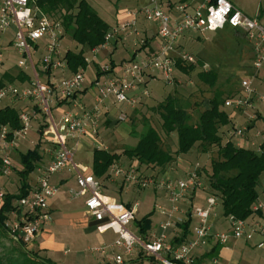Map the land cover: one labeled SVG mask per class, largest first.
Listing matches in <instances>:
<instances>
[{"label":"built area","instance_id":"obj_1","mask_svg":"<svg viewBox=\"0 0 264 264\" xmlns=\"http://www.w3.org/2000/svg\"><path fill=\"white\" fill-rule=\"evenodd\" d=\"M163 0H148L141 7L125 11V19L110 28L103 42L90 51L91 58L86 56V68H79L75 73L58 80L53 72L66 68L61 52V41L65 34L60 21L50 18L36 5V0H1L0 1V81L6 73H12L7 67V55H15L17 74L27 77L23 82H3L0 87V109L18 108V128L0 123V178L9 177L13 170L21 169L15 164L13 155L19 148V143L26 138L32 123L37 122L41 128L38 143L51 146L45 152L49 154L46 166H37L33 173L36 177L29 181L27 194L12 202L14 211L6 221V228L12 238L20 239L29 249L33 247L44 223L49 221L48 201L52 199L57 189L50 184L49 178L68 168L76 176L80 188L78 194L88 197L85 201L87 214L96 223L99 233L111 230L117 235L116 240L108 248H117L119 254L113 256V264H124L131 258L137 247L145 256L152 257L160 264L181 262L192 264L195 249L208 246L226 245L231 239L250 242L256 235L264 237V225L227 218L229 232L213 231V220L217 214L216 197L207 194L205 203L194 206L187 214H183L180 204L188 194L203 190L204 183L200 176V164L194 163L185 170L183 179L172 180L166 173L157 178L141 175L135 167L124 170L115 165L112 173L115 177L122 176L129 182L145 190L155 188L164 191L171 210L165 212L161 207L155 210L166 216V222L159 226L160 233L153 234L152 239L143 240L133 230L136 220L137 204L126 207L116 200L102 194V184L92 175H86V170L74 162V154L79 149L80 139L87 134L97 133L93 118L110 96L115 102L134 108L139 104V91L144 97L149 95L144 84V78L149 72H158L167 84L174 81L175 44L178 39L189 33L217 32L226 26L240 32L253 51L252 69L255 73L264 67V27L257 17L251 18L237 9L228 0H199L191 6V1L174 4L171 13L162 7ZM140 19L155 24L157 37L160 40L158 50L141 61H129L121 64V75H109V66L101 65L98 60L99 52L106 50L109 44L120 37L138 35ZM11 38L7 39L6 34ZM38 55L37 59L34 57ZM179 59L186 63L195 64L196 58L185 53L179 54ZM97 63V76L88 84L86 70L89 65ZM254 75L241 78L240 91L234 97L226 99L224 106L235 111L252 106V100L257 96L254 87ZM89 85L96 91L95 105L91 111L81 108L79 115L74 108L62 112L56 120L52 114L53 106L59 102L69 103L84 86ZM263 100V98H261ZM245 129L235 128L234 136L243 137ZM68 142L72 143L71 149ZM264 144V141H262ZM4 192L0 187V206L3 204ZM77 195V194H75ZM264 203L258 201L252 207L254 213L263 210ZM186 218H196L194 237L180 245L166 246V232L177 227ZM260 243L258 247H262ZM107 247L93 248V253H101ZM211 264H218L216 259Z\"/></svg>","mask_w":264,"mask_h":264},{"label":"trees","instance_id":"obj_2","mask_svg":"<svg viewBox=\"0 0 264 264\" xmlns=\"http://www.w3.org/2000/svg\"><path fill=\"white\" fill-rule=\"evenodd\" d=\"M36 5L50 18L60 21L65 34L76 44L74 51L67 50L64 53L63 60L67 70L75 73L79 68H86V56L92 49L102 44L105 34L110 29L109 25L88 0H36ZM242 36L244 37L243 34ZM197 62L196 58L195 65ZM198 66L203 68L204 64L199 62ZM194 68V64L175 59V70L182 75L190 74ZM97 76H101L98 71ZM218 77V70L213 67L197 73L198 82L212 90V97L203 104L184 106L175 94L164 97L149 111L151 119L143 118V130L137 135L134 146L119 154L105 149H94L91 163L93 176L98 181L106 179L109 168L121 157H125L136 163V169L141 175L157 178L173 165L176 156H192L193 152L199 151L201 155L209 156L208 166L200 165V176L207 193L217 198L221 216L226 219L233 216L236 219L248 220L254 214L253 205L259 201L258 186L264 174V144L260 145L259 150H255L236 147L231 140L225 139L224 129L231 124V117L224 103L226 99L234 97L239 92L229 94L223 99L224 92L216 87ZM26 79L27 77L21 74H16L13 78L12 73H6L0 81V87L3 82L15 80L23 82ZM62 103L65 102H59L60 105ZM192 106L195 109L201 108L197 112L195 122H191V115L188 113L189 107ZM17 116L18 109L8 107L0 109L1 124L18 128ZM157 128L166 137L176 136L177 149L174 153L162 147V138ZM39 147L40 143L37 144L36 150L19 155L21 169L15 170L20 179V186L17 193L4 194L3 204L0 206V264H53L40 258L36 250L28 249L20 239L12 238L5 226L10 213L14 211L12 202L27 194L29 177L42 161ZM191 221L192 219L188 217L177 224L182 230V235L174 239L172 246L185 242L190 234ZM134 224L138 235L146 240L150 230L149 216L140 221L135 220ZM3 241L9 242V245L6 246ZM220 247L215 245L209 253L194 258L192 264H204L206 260L216 256ZM149 260L156 262L152 257H149ZM171 261L173 264H183Z\"/></svg>","mask_w":264,"mask_h":264},{"label":"crops","instance_id":"obj_3","mask_svg":"<svg viewBox=\"0 0 264 264\" xmlns=\"http://www.w3.org/2000/svg\"><path fill=\"white\" fill-rule=\"evenodd\" d=\"M131 1L133 2L134 7L127 8L126 10L141 7L145 5L148 0H131ZM182 1H191V0H163L162 7L165 11L171 13V15L175 17V13L172 10V6ZM197 1L199 0L192 1L191 6L196 5ZM228 1L238 9L237 5H235L232 0H228ZM88 2L95 9L91 0H88ZM125 11H123L121 14H118L117 17H115V23L113 24V26H109V28L116 26L118 23L122 22L125 19ZM97 13L99 14L98 11ZM224 29L219 30L220 32L217 31V32L185 34L181 36L176 42L175 52H177V48H178V52L182 53L184 50L183 44L186 41L192 42V41L198 40V38L202 39L201 35H204V34H208L209 35L208 38H212L214 36L216 37L220 35V33L224 31ZM125 41H127V43H124ZM159 45H160V40L157 37L156 25L145 22L143 19H140L139 24H138V35L130 36V37L115 38L109 44L106 50H102L99 52V54L101 52H104V53L101 54L102 55L101 57L100 55H98V60L100 61L101 65L107 64L109 66V72H108L109 75H114L118 77L121 75V68H120L121 64H123L124 62H129V61L144 60L148 58L150 55L154 54L158 50ZM92 65H93V78L89 79L87 77L88 84H90L94 80V78L97 75V71L99 69V65L97 63H94ZM71 74L72 73L69 70H67V68L53 72V76L55 80H58L62 77H67ZM155 74H156L155 72H149L145 76L144 84L147 88L149 84H151V82H153L156 79ZM153 92H154V96L156 97L160 95L158 88H155ZM133 95H137L138 100H139V104L135 106L134 108H131L125 104L117 103L114 101L112 97L109 96L106 99V101L99 106V110L97 112H94L93 114L97 133L94 136L92 134H87L86 136L82 137L80 139L79 149L80 147L83 146L85 148L90 149L91 153H93L94 149L108 150V148L105 146V143H107L105 142L106 140L104 139L105 132L106 133L111 132L114 134L113 140H112L113 142L120 141L126 138L130 134V131L126 127L124 121L126 117L129 115V111L132 112L133 110H135L138 106L141 105V103L146 101L147 98L149 97V95L147 97L142 96L139 91L134 92ZM95 96H96V91L92 89L91 86L86 85L83 87L82 90H80L77 94H75V97L72 99V101H70L69 103H62L61 105L59 103H56L53 106V109L56 110V113L59 119V116L62 112L68 109L74 108L75 107L74 104H76L75 109L77 113L80 115L81 108H84L87 111L92 110L93 106L96 103ZM245 114H247V112L238 113V111L233 110V112L230 113V117H231L230 125L231 127L234 126L235 128V125L232 122L235 120L236 115L242 116L244 118L242 120L244 121L247 119L246 121H249V123L247 124L248 126L245 129L246 136L242 138L238 137V140L236 142H233L232 139H230L232 136L226 139L231 140L235 144L236 147L251 148L252 146L258 143L257 150H259V146L261 142L264 141V133L258 130H254L255 120L258 117L256 116L253 117L252 115H249L246 117ZM248 118H250L251 120L250 119L248 120ZM225 130L227 131V129H224V131ZM229 135L230 134H227V136ZM50 148L51 146L46 145V148L43 149V152L41 153L42 161L41 163H39L38 167L47 165L49 161V154L46 153L45 151ZM114 152L118 153V151H114ZM77 164L85 168L86 175L93 176L91 166H87L82 163H77ZM115 165L121 166L124 170H129V167L136 168V163L130 162L125 157H121L117 162H115L108 170V177L106 179H99V181L102 184V194L104 196L116 200L115 198L110 197L105 194V191H107L110 187L116 188L119 193L124 192V191L126 193L127 192L129 193L131 190L143 191V189L139 188L138 186L129 185V182H127L124 177L122 176L115 177L112 173V168ZM185 170H181L180 168L176 167V168H173L170 172L166 171L165 173L170 179L178 180V179L184 178ZM63 172L65 173L62 174ZM69 175L73 176L72 181L71 179H69ZM35 177H36V174L34 173V178ZM34 178L30 179L29 181H33ZM10 181L11 180L9 181L0 180V184H1V187H3L2 188L3 190L7 189V187L10 185ZM49 181H50V184L57 189V193L52 199L48 201L49 221L44 223L43 226L41 227L40 233L37 236L32 249L38 251L43 259H46L53 264H110V263H113L112 261L113 256L119 254L120 252L117 248H108V247L114 243V241L117 238V235L111 230L105 231L103 233H99L96 230V223L87 214V210L85 207V201L88 195L78 194L80 191V188L77 184L75 174L72 171H70L68 168H66L62 170L61 172L50 176ZM151 189L155 194L159 193L160 191V190H156L155 188H151ZM258 189L260 193L259 201L264 203V174L260 178ZM207 194L208 193H207L205 186L203 190H196L188 194L185 200L180 204V209L183 212V214H187L186 212H189L194 206L203 205L205 203ZM165 198H166V194H165ZM120 204H123V203H120ZM134 204L138 205L137 202ZM123 205L126 207L133 206L131 203H129V201L127 203H124ZM218 208L219 206L217 205L215 208V212L217 216L213 220V231L229 232L230 231L229 223L226 218L224 217L219 218V216L221 215L218 211ZM136 220H137V217H136ZM248 221L258 223L263 226L264 225V209L254 213L253 216H251L248 219ZM161 223H163V221ZM134 230L137 231V229H134ZM189 231H190V234L188 235L184 243L192 239L194 228L192 230H190L189 228ZM108 232H111L112 235L114 236V239L112 241H107V242L104 241L101 243H97L93 241L91 238V235L94 233L103 236ZM156 232L157 231L149 230V232L147 233L146 240L152 239L153 234H159ZM181 235H182V230L179 227L167 230L166 241H165L166 246H172L171 244L174 241V239L180 238ZM231 241H234L232 242V246H231L233 248L235 244L237 243V241H244V240L231 239L228 243H230ZM228 243L226 245H228ZM244 243L249 248L256 247L257 249H260V248L264 249V237L261 235H256L252 241L250 242L244 241ZM260 243H263L262 247H258ZM226 245L221 246L217 250L216 256L213 257L212 259H209L210 260L209 264H211V261L213 259H216V260L218 259L217 260L218 264L233 263V262L221 263L219 261V258L229 259V257L231 256L230 250L228 246ZM98 247H107V248L101 253H93L92 249L98 248ZM212 247L214 246H208V248H205V249H195L193 252L194 253L193 257L198 258L204 254L209 253L210 251L208 249L211 250ZM133 256L130 259H133ZM130 259L128 258L126 262H128ZM234 263L237 264L235 261ZM204 264H207V262L205 261Z\"/></svg>","mask_w":264,"mask_h":264},{"label":"rangeland","instance_id":"obj_4","mask_svg":"<svg viewBox=\"0 0 264 264\" xmlns=\"http://www.w3.org/2000/svg\"><path fill=\"white\" fill-rule=\"evenodd\" d=\"M1 1V0H0ZM235 5H237L238 9L242 11L247 16L254 18L257 17L260 24L264 27V0H232ZM95 9L99 12V15L104 19V21L109 25L113 26L115 23V17L118 14H121L127 8L134 7L133 2L131 0H91ZM220 32V31H219ZM5 37L7 39L11 38L10 33L6 34ZM201 38H198L196 41H186L183 44V53L187 55H191L198 59V62L192 72L188 75H182L178 71L175 70L173 77L174 81L172 84H167L163 76L155 72L156 79L151 82L148 86L149 97L146 101L141 103L139 107H137L132 112L129 111V115L126 117L124 123L126 127L129 129L130 134L120 140L113 142L114 134L111 132H105L104 139L106 140L105 146L109 151H118L121 153L123 150L128 149L134 146L137 142V135L143 130V118L151 119L149 115V111L156 107L164 97L168 94H175L178 98L181 99L184 106L186 104H203L205 100H208L212 97V90L208 89L206 86L202 85L197 80V73L202 69L216 68L219 73L218 81L216 87L224 92L223 99L227 98L229 94H234L240 91V81L243 76L246 75H254V87L257 92V96L252 100V106L250 108H246L244 110H239L238 113L247 112L246 117L252 115L253 117H258L255 120V129L264 133V68L261 71L255 73L252 69L253 62V51L251 47L248 45L245 38L242 34L236 33L233 29L226 26L224 31L220 33L218 36H214L212 38H208V34L201 35ZM124 43H127L125 41ZM76 48L75 42L66 34H64L63 39L61 41V52L64 54L67 50L74 51ZM104 52H101L99 55L102 56ZM178 48L177 52L173 54L175 59L179 58ZM91 58V55H87ZM38 55L34 57L37 59ZM202 62L204 64L203 68L198 66V63ZM16 58L12 53H8L7 55V63L6 66L12 68L11 72L14 76L17 74V69L15 68ZM86 76L89 79L93 78V65H89L86 70ZM16 82V80L14 81ZM155 88L159 89L160 95L158 97L154 96L153 90ZM263 98V100L261 99ZM22 107V104H16V108ZM138 110V111H136ZM200 109H195L194 106L189 107L188 113L191 115V122H195L197 120V112ZM228 113L233 112L232 109H226ZM52 114L54 118L57 120L58 116L56 110L52 109ZM244 115V116H245ZM244 119L240 115H236L235 120L232 122L235 125V128L246 129L249 121H244ZM250 118H248L249 120ZM251 120V119H250ZM39 125L37 122L32 123V128L28 131L26 138L23 139L19 143L18 150L14 153L13 159L16 165H19V155L26 154L28 151H34L37 149V144L40 139V134L38 132ZM157 127V126H156ZM234 126H228L225 129L226 133H224V137L232 139L233 142L238 140V137L234 136ZM157 131L160 133L162 138V147L164 149L170 150V152L174 153L177 149L176 145V136L172 135L171 137H166L162 134V131L157 128ZM246 130H244L243 137L245 135ZM227 134H230L227 136ZM132 137V138H131ZM136 139V140H135ZM263 143V142H261ZM258 144V143H257ZM255 144L251 148L257 150L258 145ZM261 145V144H260ZM72 143L68 142V148L71 149ZM260 147V146H259ZM46 148V145H40L39 153L43 152V149ZM196 151V150H195ZM209 156L201 155L199 151L193 152L192 156H176L173 165H171L167 172H170L173 168H180L181 170H185L190 165L194 163H199L202 166H208ZM74 162L82 163L87 166H91L92 163V153L91 150L85 147H80L79 151L74 154ZM66 172V171H65ZM63 172L62 174H64ZM147 173H151L147 171ZM164 174V173H163ZM61 175V174H60ZM162 174H159L161 176ZM34 178V173H32L29 177L30 179ZM69 179H73L72 175H69ZM2 181H10V185L6 190H3L0 184V187L4 193H17V190L20 186V179L16 174V170H13L8 177L0 178ZM105 194L115 198L120 203H138L137 207V221H140L146 216H149L150 219V230L157 231L156 233H160L158 228L159 224L163 221L166 222V216H162L161 213L155 210L156 207H161L163 211L169 212L171 210V205L165 198V192L159 191V193H154L151 188L145 189L143 191L131 190L129 193L121 192L119 193L116 188L110 187ZM220 209L218 208V211ZM220 213V212H219ZM221 215V214H220ZM222 218V216H219ZM183 220L184 217H183ZM196 218L190 223V230L194 228L196 225ZM136 229L135 224H133V230ZM228 229V228H227ZM139 236V235H138ZM140 237V236H139ZM194 235H192V238ZM93 241L97 243L112 241L114 236L111 232L106 233L101 236L96 233L91 235ZM4 242V241H3ZM168 242V240H167ZM232 242L228 243V248L230 250V257L228 258H219L221 263L233 262L237 264H264V249L249 248L244 241H237L235 246L232 248ZM4 244L9 245V242H4ZM166 244V243H165ZM208 248V247H206ZM205 249V248H204ZM210 251V249H208ZM1 251V248H0ZM37 254L40 258L41 255L37 251ZM194 254V253H193ZM194 256V255H193ZM43 259V258H42ZM218 260V259H217ZM207 264L210 263V260H206ZM228 263V264H233ZM113 264V263H110ZM124 264H160L158 262H151L148 256H145L139 247H137L134 251V256L132 260L125 262ZM235 264V263H234Z\"/></svg>","mask_w":264,"mask_h":264}]
</instances>
